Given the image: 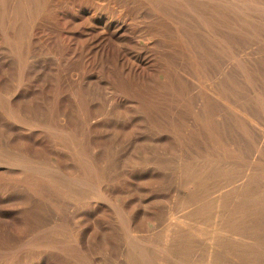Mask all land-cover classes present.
<instances>
[{
    "label": "rangeland",
    "instance_id": "rangeland-1",
    "mask_svg": "<svg viewBox=\"0 0 264 264\" xmlns=\"http://www.w3.org/2000/svg\"><path fill=\"white\" fill-rule=\"evenodd\" d=\"M0 264H264V0H0Z\"/></svg>",
    "mask_w": 264,
    "mask_h": 264
}]
</instances>
